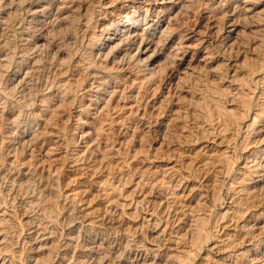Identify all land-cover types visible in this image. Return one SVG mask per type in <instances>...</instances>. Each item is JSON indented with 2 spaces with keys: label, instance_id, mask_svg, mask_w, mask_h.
Here are the masks:
<instances>
[{
  "label": "rangeland",
  "instance_id": "obj_1",
  "mask_svg": "<svg viewBox=\"0 0 264 264\" xmlns=\"http://www.w3.org/2000/svg\"><path fill=\"white\" fill-rule=\"evenodd\" d=\"M0 264H264V0H0Z\"/></svg>",
  "mask_w": 264,
  "mask_h": 264
},
{
  "label": "bare ground",
  "instance_id": "obj_2",
  "mask_svg": "<svg viewBox=\"0 0 264 264\" xmlns=\"http://www.w3.org/2000/svg\"><path fill=\"white\" fill-rule=\"evenodd\" d=\"M38 1V0H37ZM14 3V2H13ZM49 3V2H47ZM51 3V2H50ZM46 5V4H45ZM61 5V4H60ZM40 7V6H39ZM44 7V6H42ZM41 8V7H40ZM40 10V9H39ZM42 10V9H41ZM50 10V9H49ZM147 11V10H146ZM145 11V12H146ZM39 11L35 10L34 14H37ZM46 12V11H45ZM155 12V11H154ZM32 13V12H31ZM44 13V12H43ZM41 13V14H43ZM48 13V12H47ZM148 13V12H146ZM160 11H157L156 13V17L160 16ZM33 14V15H34ZM45 14V13H44ZM51 14V13H50ZM45 16V15H44ZM49 16V15H48ZM43 17V16H42ZM150 15H148L144 20V26L147 28L143 29L142 31L139 30L140 24H141V19L140 16H132L131 18L127 19L124 23L123 26H120V28H117L115 30H113V32L111 33H107V40L105 43V46H108L109 44H114V43H118V44H123L124 45V54H129L131 52V50L133 49L132 47L136 46L137 50L136 53L133 54L135 55V59L138 63L139 62H144L141 61L140 59V55L141 54H145L146 52H148L150 49V47L152 46H148L150 45V43H148L149 41L145 42L144 40H141V38H155L157 39V35H164L169 28H168V24H165V20L164 19H156V21H150ZM35 18V17H34ZM33 18V19H34ZM44 18V17H43ZM50 18V17H49ZM36 19V18H35ZM38 20V19H37ZM143 20V18H142ZM39 21V20H38ZM42 22V21H41ZM143 24V23H142ZM142 26V25H141ZM170 26V25H169ZM146 30L149 31V34H147ZM168 33V32H167ZM170 36V35H169ZM162 37V36H161ZM140 39V40H139ZM147 40V39H146ZM153 40V39H151ZM150 40V41H151ZM140 41V42H139ZM117 45V44H116ZM154 45V44H153ZM114 46V45H113ZM157 46V45H156ZM102 48V47H101ZM116 48V47H115ZM113 49V48H112ZM121 49V48H120ZM154 50V49H153ZM155 52V51H154ZM98 54L100 55L99 51ZM133 60V57H131ZM148 61L153 62L154 59L152 58V56H150L148 58ZM148 68V66H146ZM156 68V67H155ZM154 68V69H155ZM152 69V68H151ZM147 70V69H146ZM150 70V69H149ZM153 71V69H152ZM151 71V72H152ZM155 73V72H154ZM150 74V73H149ZM153 74V73H152ZM151 75V74H150ZM154 75V74H153ZM18 78V77H17ZM17 80V79H16ZM17 82V81H16ZM260 149V148H259Z\"/></svg>",
  "mask_w": 264,
  "mask_h": 264
}]
</instances>
